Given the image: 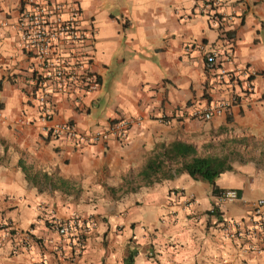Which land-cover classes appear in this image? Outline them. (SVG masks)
Instances as JSON below:
<instances>
[{
  "label": "crops",
  "instance_id": "crops-1",
  "mask_svg": "<svg viewBox=\"0 0 264 264\" xmlns=\"http://www.w3.org/2000/svg\"><path fill=\"white\" fill-rule=\"evenodd\" d=\"M55 1L78 7L86 39L59 41L51 53L84 59L97 79L93 92L78 83L57 91L42 80L43 59L19 46L20 12ZM219 69L229 76L219 79ZM241 71L250 73V90ZM232 95L220 115H190ZM121 118L140 119L124 139L83 143L48 132L64 122L89 132ZM236 138L252 143L234 145ZM177 140L200 155L239 153L214 182L238 199L216 202L208 183L175 173L180 163L166 166L171 177L145 182L146 159ZM263 147L264 0H0V226L32 240L17 252L0 246V264H264V253L215 225L243 218L264 197V161L246 155ZM212 204L219 214L208 213ZM71 214L93 222L78 251L53 226Z\"/></svg>",
  "mask_w": 264,
  "mask_h": 264
},
{
  "label": "built area",
  "instance_id": "built-area-1",
  "mask_svg": "<svg viewBox=\"0 0 264 264\" xmlns=\"http://www.w3.org/2000/svg\"><path fill=\"white\" fill-rule=\"evenodd\" d=\"M30 4L29 9L20 12L15 26L19 46L43 59L42 80H52L57 91L65 90L72 83H78L83 92L95 91L98 87L96 76L87 69L84 59H63L60 55L51 53L53 46L59 41L81 44L86 39V33L80 27L78 7L58 1ZM204 60L211 65L214 55L206 54ZM240 74L244 76L242 81L244 89L250 90L252 88L250 73L241 71ZM217 75L221 80L229 76L224 69H219ZM235 98L232 95L227 101L220 100L204 106L192 107L190 115L195 119L207 121L213 116L224 113L229 102H233ZM37 102L40 108L39 118L46 121L50 115L46 94L41 93L37 97ZM139 123V118H121L108 123L103 128L84 132L64 122L49 127L48 132L51 135H65L78 142L93 143L105 140L108 136L124 139L130 127ZM215 199L218 203L233 202L238 199V194L235 189H223L215 195ZM191 200L190 197H186L184 203L188 204ZM215 205L210 206L209 214H215ZM215 225L225 238H242L245 249L264 253V197L248 203L247 213L243 218H218L215 220ZM53 226L64 244L78 251L82 247L85 235L92 229L93 222L89 218L71 214L64 220L53 221ZM253 239H257L258 244L255 245L251 241ZM6 243L10 244L11 252L32 247V240L28 233H21L7 225H1L0 246Z\"/></svg>",
  "mask_w": 264,
  "mask_h": 264
},
{
  "label": "trees",
  "instance_id": "trees-1",
  "mask_svg": "<svg viewBox=\"0 0 264 264\" xmlns=\"http://www.w3.org/2000/svg\"><path fill=\"white\" fill-rule=\"evenodd\" d=\"M232 142L234 145L248 146L251 141H246V138H236ZM246 155L250 159L264 161V147L256 155V158L250 152H247ZM240 157L242 156L234 150L219 156L200 155L192 144L177 140L167 145H161L156 154L148 157L141 169V176L145 182L169 178L172 174L170 169H166V166L180 163V167L175 170V173L184 171L193 179L205 181L210 185L211 193L218 195L221 189L215 186V180L221 173L231 170V161ZM215 213L219 214L216 208Z\"/></svg>",
  "mask_w": 264,
  "mask_h": 264
}]
</instances>
